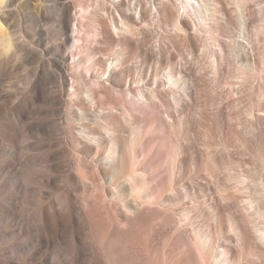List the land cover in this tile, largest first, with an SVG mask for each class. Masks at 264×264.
Wrapping results in <instances>:
<instances>
[{
    "label": "bare ground",
    "instance_id": "obj_1",
    "mask_svg": "<svg viewBox=\"0 0 264 264\" xmlns=\"http://www.w3.org/2000/svg\"><path fill=\"white\" fill-rule=\"evenodd\" d=\"M254 5L0 0V264H264Z\"/></svg>",
    "mask_w": 264,
    "mask_h": 264
},
{
    "label": "rangeland",
    "instance_id": "obj_2",
    "mask_svg": "<svg viewBox=\"0 0 264 264\" xmlns=\"http://www.w3.org/2000/svg\"><path fill=\"white\" fill-rule=\"evenodd\" d=\"M25 1L26 2H30V3H39L40 0H24V2ZM83 6L85 7L84 3H83ZM254 9H255V15H256V18H257V27L264 26V23L259 20V5H254ZM48 26L51 27V25H48ZM255 32L260 34V32H258V30H255ZM223 35H224L223 36L224 40L230 41V39L227 37V33L226 32L225 33L223 32ZM260 41H262V40L260 39ZM260 41H258V43H260ZM258 48H259V53H263L264 52L263 44H261V45L259 44ZM233 168H234L233 171L238 169L237 167H233Z\"/></svg>",
    "mask_w": 264,
    "mask_h": 264
},
{
    "label": "clouds",
    "instance_id": "obj_3",
    "mask_svg": "<svg viewBox=\"0 0 264 264\" xmlns=\"http://www.w3.org/2000/svg\"><path fill=\"white\" fill-rule=\"evenodd\" d=\"M45 243L50 248L51 253H55L58 250V247H59L58 244H55L53 241H51V242H45Z\"/></svg>",
    "mask_w": 264,
    "mask_h": 264
}]
</instances>
